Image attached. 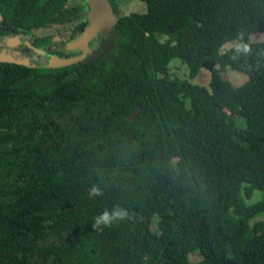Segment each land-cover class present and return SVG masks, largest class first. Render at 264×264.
Wrapping results in <instances>:
<instances>
[{"label":"trees","instance_id":"trees-1","mask_svg":"<svg viewBox=\"0 0 264 264\" xmlns=\"http://www.w3.org/2000/svg\"><path fill=\"white\" fill-rule=\"evenodd\" d=\"M106 1L115 23L88 44L108 47L51 66L76 57L85 0H0L27 62H0V264H264V197L244 203L264 192V0ZM114 206L129 219L93 228Z\"/></svg>","mask_w":264,"mask_h":264},{"label":"rangeland","instance_id":"rangeland-1","mask_svg":"<svg viewBox=\"0 0 264 264\" xmlns=\"http://www.w3.org/2000/svg\"><path fill=\"white\" fill-rule=\"evenodd\" d=\"M114 1L117 4L118 14L121 16H126L131 13L144 14L146 11L145 3L140 0H114ZM7 15L8 13L7 11H5L4 16H7ZM69 36H70L69 33L66 32L62 34L61 40L66 42L69 39ZM263 38L264 36L262 34H253L248 37V41L258 42V41H261ZM109 39H110L109 36L106 37L105 39L96 38L91 43V46L88 44V48L89 46L90 48H92L88 59L93 58L95 55L100 53L102 50L106 49L108 47ZM157 39L159 42L170 40L166 36H158ZM235 45H237L235 41L228 42L223 45V47L221 48V52ZM45 64L46 62L44 60H40L38 63L39 66H43ZM219 70H220L219 73L221 77L227 80L234 87L239 86L245 80V77L243 75L230 70L228 67H221ZM169 74L171 75L172 78L176 77L178 79H185L192 84L204 86V87L207 86V83L209 80V72L206 69H200L197 75L193 79H188L186 66L184 64H180V62L177 59H171L169 61ZM263 197H264V192L254 190L249 199H244V203L245 205H250V204H253L259 201ZM186 253L188 256V260L190 262H197L200 259L197 252L191 251L190 249H186Z\"/></svg>","mask_w":264,"mask_h":264},{"label":"water","instance_id":"water-1","mask_svg":"<svg viewBox=\"0 0 264 264\" xmlns=\"http://www.w3.org/2000/svg\"><path fill=\"white\" fill-rule=\"evenodd\" d=\"M88 13L86 26L73 42L67 47L72 50H79L81 53L69 60L51 59V66L66 65L77 62L89 52L88 43L97 35L107 36L115 23V16L106 0H85ZM0 62H11L9 59L0 56ZM17 64H26L23 61Z\"/></svg>","mask_w":264,"mask_h":264},{"label":"clouds","instance_id":"clouds-1","mask_svg":"<svg viewBox=\"0 0 264 264\" xmlns=\"http://www.w3.org/2000/svg\"><path fill=\"white\" fill-rule=\"evenodd\" d=\"M101 194L100 190L95 186H93L88 192V195L91 197L99 196ZM127 219H129L128 210L120 206H114L111 210L104 209L99 215H97L94 218L92 227L97 230H102V228L111 227L114 223Z\"/></svg>","mask_w":264,"mask_h":264},{"label":"flooded vegetation","instance_id":"flooded-vegetation-1","mask_svg":"<svg viewBox=\"0 0 264 264\" xmlns=\"http://www.w3.org/2000/svg\"><path fill=\"white\" fill-rule=\"evenodd\" d=\"M0 14H1V12H0ZM22 43L23 42L20 39H13V40H10V42L8 40H5V39H0V45H1L0 56L2 58L9 59L13 62L14 61H16V62L17 61H23V62L27 63L26 60H24V59L19 60V59L15 58V55H14V52H15L14 48L16 46H18L19 44H22ZM76 52H77V54L75 56H78L81 53V51H79V50H76ZM40 60L46 61V56L41 55ZM39 61H37V63H39Z\"/></svg>","mask_w":264,"mask_h":264}]
</instances>
